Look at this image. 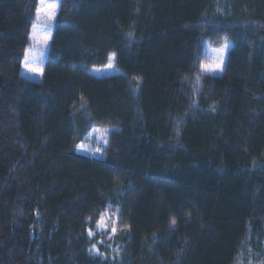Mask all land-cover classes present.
<instances>
[{
	"label": "trees",
	"instance_id": "trees-1",
	"mask_svg": "<svg viewBox=\"0 0 264 264\" xmlns=\"http://www.w3.org/2000/svg\"><path fill=\"white\" fill-rule=\"evenodd\" d=\"M37 6L0 0V264H259L264 0H60L39 82ZM111 55L118 74L88 72ZM96 127L101 160L76 153Z\"/></svg>",
	"mask_w": 264,
	"mask_h": 264
},
{
	"label": "rangeland",
	"instance_id": "rangeland-1",
	"mask_svg": "<svg viewBox=\"0 0 264 264\" xmlns=\"http://www.w3.org/2000/svg\"><path fill=\"white\" fill-rule=\"evenodd\" d=\"M58 2V8L56 10V16L59 10V4H60V0H57ZM36 21V17H35V21ZM55 22V21H54ZM54 22L51 23L50 27H51V33L53 31V26H54ZM31 33V32H30ZM33 45V42L29 39V44L27 47V50H30V46ZM223 45H227L225 52L223 54V65H222V69L221 70H217L215 72L212 73H204V74H209V75H213V76H221L224 72V68L226 65V60H227V54L229 52V50L232 47V43L231 42H225L222 43L220 45H213V44H207L205 47V59L204 62L205 64H211L213 63V61L216 58V54L213 53L211 51V49L213 48H220ZM37 51H39V48L37 46ZM47 53H48V48H46L44 50V56L42 58V64L39 63H33L32 61H29L28 63H33V66H42L44 69V64L46 61V57H47ZM114 56V55H111ZM39 59V57H38ZM25 63L24 59L22 62V65ZM21 65V74L28 78L31 79L33 81L39 82L42 79V76H37L35 74L29 73L26 71L25 68H23ZM88 72L95 76V77H105V76H112V75H116L119 73L118 70H116V68L114 67V59L112 61V67H108V62L105 66L101 67V68H92L89 69ZM97 129H100V131H97ZM107 130L106 132L104 130ZM113 128H93L89 134L84 138L83 142L80 145H85L86 146V150H81L80 148H77L76 153L79 155H83L85 157H88L90 159H96V160H101L104 157V152L107 148V139H108V135L111 133ZM97 149H99V151H97ZM103 218L104 223L100 224L99 222L97 223L96 226V231L98 232L99 235L102 236V240H99V242H103V236L104 237H108V239H111L114 235L117 234L118 231V213L114 210V209H107L105 211V213L100 217V220ZM99 220V221H100ZM115 227L116 228V232L115 234L112 233V228ZM93 233V232H92ZM91 236H94L91 235ZM99 245V244H98ZM98 245L93 246V251L95 253L98 252ZM117 249V248H116ZM115 250V249H114ZM112 255V254H111ZM259 264H264V256L262 261Z\"/></svg>",
	"mask_w": 264,
	"mask_h": 264
},
{
	"label": "snow or ice",
	"instance_id": "snow-or-ice-1",
	"mask_svg": "<svg viewBox=\"0 0 264 264\" xmlns=\"http://www.w3.org/2000/svg\"><path fill=\"white\" fill-rule=\"evenodd\" d=\"M58 8L57 0H38V6L36 8V21L32 24L31 33L29 39L33 42V45L30 46V50H26L24 53L25 63L22 65L27 72L35 74L37 76H43L44 69L42 66H33V63L42 64V58L44 56V50L50 46V41L52 39L51 33V23L56 19V10ZM37 46L39 51H37ZM227 45H223L220 48H213L211 51L216 54V58L211 64L201 63L200 71L202 73H212L217 70L222 69L223 65V54L225 52ZM39 57V59H38ZM114 56L108 57V67H112V61ZM32 61L33 63H28ZM200 77H197L199 80ZM100 131V129H97ZM107 131L106 129L104 130ZM78 148L81 150H86L85 145H78ZM99 151V149H97ZM100 224H103V218L99 221ZM176 221L173 220L172 224L175 225ZM116 228H112V233L115 234ZM89 236L93 235L89 231Z\"/></svg>",
	"mask_w": 264,
	"mask_h": 264
}]
</instances>
